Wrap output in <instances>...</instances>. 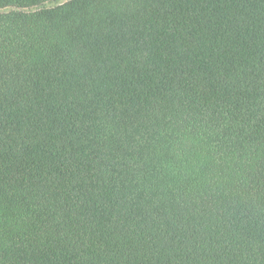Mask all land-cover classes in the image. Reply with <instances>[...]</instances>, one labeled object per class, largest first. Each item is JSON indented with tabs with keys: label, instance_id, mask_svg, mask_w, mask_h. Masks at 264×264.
Wrapping results in <instances>:
<instances>
[{
	"label": "trees",
	"instance_id": "1",
	"mask_svg": "<svg viewBox=\"0 0 264 264\" xmlns=\"http://www.w3.org/2000/svg\"><path fill=\"white\" fill-rule=\"evenodd\" d=\"M50 1L0 0V264H264V0Z\"/></svg>",
	"mask_w": 264,
	"mask_h": 264
},
{
	"label": "rangeland",
	"instance_id": "2",
	"mask_svg": "<svg viewBox=\"0 0 264 264\" xmlns=\"http://www.w3.org/2000/svg\"><path fill=\"white\" fill-rule=\"evenodd\" d=\"M66 1H69V0H55V1L45 2V3L42 5V7H46V8H48V7H53V6H56V5L62 4V3H64V2H66ZM4 11H6V10H4Z\"/></svg>",
	"mask_w": 264,
	"mask_h": 264
}]
</instances>
